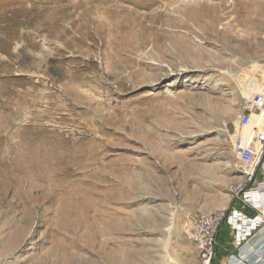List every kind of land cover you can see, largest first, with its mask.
<instances>
[{
  "label": "rangeland",
  "instance_id": "obj_1",
  "mask_svg": "<svg viewBox=\"0 0 264 264\" xmlns=\"http://www.w3.org/2000/svg\"><path fill=\"white\" fill-rule=\"evenodd\" d=\"M263 94L264 0H0V264H200Z\"/></svg>",
  "mask_w": 264,
  "mask_h": 264
},
{
  "label": "built area",
  "instance_id": "obj_2",
  "mask_svg": "<svg viewBox=\"0 0 264 264\" xmlns=\"http://www.w3.org/2000/svg\"><path fill=\"white\" fill-rule=\"evenodd\" d=\"M257 124L259 130L245 138L236 136L234 153L242 165L244 182L233 197L239 205L193 216L188 237L196 245L200 264H213L219 257V235L227 225L235 252L227 264H264V94L255 116L245 108L238 117L241 130Z\"/></svg>",
  "mask_w": 264,
  "mask_h": 264
},
{
  "label": "crops",
  "instance_id": "obj_3",
  "mask_svg": "<svg viewBox=\"0 0 264 264\" xmlns=\"http://www.w3.org/2000/svg\"><path fill=\"white\" fill-rule=\"evenodd\" d=\"M251 130L253 131V129ZM218 250L219 257L213 264H227L228 257L235 252L232 235L227 225H224L220 231Z\"/></svg>",
  "mask_w": 264,
  "mask_h": 264
},
{
  "label": "bare ground",
  "instance_id": "obj_4",
  "mask_svg": "<svg viewBox=\"0 0 264 264\" xmlns=\"http://www.w3.org/2000/svg\"><path fill=\"white\" fill-rule=\"evenodd\" d=\"M243 49V48H242ZM240 132V131H239ZM241 136L247 138L249 136L252 135V130L250 128H248V130L246 129V131H242L239 133Z\"/></svg>",
  "mask_w": 264,
  "mask_h": 264
}]
</instances>
